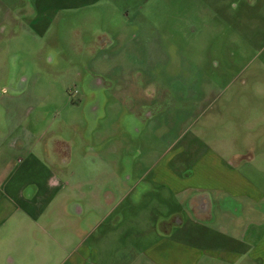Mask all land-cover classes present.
Here are the masks:
<instances>
[{
  "label": "rangeland",
  "instance_id": "1",
  "mask_svg": "<svg viewBox=\"0 0 264 264\" xmlns=\"http://www.w3.org/2000/svg\"><path fill=\"white\" fill-rule=\"evenodd\" d=\"M12 132L56 142L68 203L47 233L21 221L3 235L0 264H75L79 249L85 264H191L167 242L202 248V224L161 233L184 208L153 172L227 181L218 167L237 169L236 153L264 155V0H0V136ZM261 221L229 227L239 238Z\"/></svg>",
  "mask_w": 264,
  "mask_h": 264
},
{
  "label": "crops",
  "instance_id": "2",
  "mask_svg": "<svg viewBox=\"0 0 264 264\" xmlns=\"http://www.w3.org/2000/svg\"><path fill=\"white\" fill-rule=\"evenodd\" d=\"M88 1L95 4L96 0ZM44 134L37 136L25 132L16 136L12 132L0 136V240L3 235H16V225L21 221H30L34 228L47 233L55 222L64 220L61 214L50 216L49 211L57 204L61 213L67 206L66 167L60 163V148L56 147V142L45 140ZM211 153L216 159L220 157L216 150ZM238 154L234 156L237 169L225 167L220 160L222 165L218 167L216 163L234 182L228 179L197 183L198 177H195L200 171L196 165L185 174L180 167L168 166H156L153 172L152 182L170 190L174 201L184 208V213L180 214L182 220H178L182 225L178 228L169 225L179 215L174 216L166 221L161 233L168 238L177 230L187 229L188 223L202 224L200 229H190L194 231L193 237L204 245L202 248H192L185 242H167L172 248L177 245L179 257L188 258L191 264H242L245 260L247 264H264V221L261 226L250 225L239 238L230 228L233 227L232 216L252 212L264 214V155L259 156L258 161L251 153ZM182 160L188 161L187 158ZM177 171L181 175L175 174ZM258 176L261 177L257 179ZM78 189V186L74 188L76 196ZM85 251L87 249L74 252L75 264L87 262ZM158 258L153 256L152 260H165L162 256ZM174 263L180 264L173 260Z\"/></svg>",
  "mask_w": 264,
  "mask_h": 264
}]
</instances>
